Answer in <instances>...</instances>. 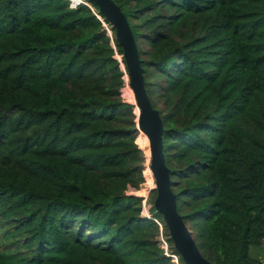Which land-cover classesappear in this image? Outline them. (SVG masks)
Returning a JSON list of instances; mask_svg holds the SVG:
<instances>
[{
	"label": "trees",
	"instance_id": "1",
	"mask_svg": "<svg viewBox=\"0 0 264 264\" xmlns=\"http://www.w3.org/2000/svg\"><path fill=\"white\" fill-rule=\"evenodd\" d=\"M114 1L164 123L179 213L215 264H261L264 0ZM87 2L0 0V264H186L156 189L160 223L133 193L149 142L123 97L116 29Z\"/></svg>",
	"mask_w": 264,
	"mask_h": 264
},
{
	"label": "water",
	"instance_id": "2",
	"mask_svg": "<svg viewBox=\"0 0 264 264\" xmlns=\"http://www.w3.org/2000/svg\"><path fill=\"white\" fill-rule=\"evenodd\" d=\"M95 3L116 29V37L124 50L130 76L129 86L134 92L138 128L149 140L150 168L156 181L157 196L154 207L168 226L174 246L186 264H215L203 255L191 229L178 211L177 194L172 189L171 169L164 152V123L160 111L153 107L148 95L139 47L129 20L114 0H87Z\"/></svg>",
	"mask_w": 264,
	"mask_h": 264
},
{
	"label": "built area",
	"instance_id": "3",
	"mask_svg": "<svg viewBox=\"0 0 264 264\" xmlns=\"http://www.w3.org/2000/svg\"><path fill=\"white\" fill-rule=\"evenodd\" d=\"M81 4H87V5H89V3L87 2V0H69V5H70L71 8H76V7H78ZM107 29H108V31L110 33L111 32L110 29L108 27H107ZM120 56L121 55H119L117 53L116 57L121 61V57ZM122 66L124 68L123 63H122ZM126 79H127V81L129 79L127 74H126ZM127 86H129V85L127 84ZM155 187H156L155 184L154 185H150L149 180H147V181H145L142 184V186H141V189L142 190L141 191H137V190H134L133 191V193H135L136 195H139V196L143 197L142 214L144 216L149 217V218H153L152 215H151V213H150V208H151L152 204L149 203V197H150L151 191L153 189H155ZM153 219L156 220L158 223H160L158 219H156V218H153ZM160 246L165 250L166 254L173 256L174 259L177 260V256L175 254H170L169 253V243L167 241V238L163 234H161V236H160ZM261 264H264V261Z\"/></svg>",
	"mask_w": 264,
	"mask_h": 264
},
{
	"label": "rangeland",
	"instance_id": "4",
	"mask_svg": "<svg viewBox=\"0 0 264 264\" xmlns=\"http://www.w3.org/2000/svg\"><path fill=\"white\" fill-rule=\"evenodd\" d=\"M121 57V56H120ZM121 59H122V57H121ZM131 89V87L130 86H127V87H125L124 88V98L127 100V101H129V102H132V103H135L136 104V99H135V96H134V94L132 95V92H130V89ZM134 93V92H133ZM137 109V108H136ZM147 156L149 157V160H148V162H147V167H146V172H147V175H148V177H147V180H149V183H150V185H156V181H155V178H154V176H153V173H152V171H151V168H150V166L148 165L149 164V161L151 160V155H150V151L148 150V154H147ZM146 180V181H147ZM142 189L140 188L139 190H137V191H141ZM189 226V225H188ZM189 228H190V226H189ZM264 247V246H263Z\"/></svg>",
	"mask_w": 264,
	"mask_h": 264
},
{
	"label": "bare ground",
	"instance_id": "5",
	"mask_svg": "<svg viewBox=\"0 0 264 264\" xmlns=\"http://www.w3.org/2000/svg\"><path fill=\"white\" fill-rule=\"evenodd\" d=\"M130 89V88H129ZM132 90V89H131ZM132 92H133V90H132ZM134 94V93H133ZM139 109V108H138ZM142 134L147 138V140H148V137L142 132ZM148 142H149V140H148ZM149 151H150V144H149ZM150 155H151V151H150Z\"/></svg>",
	"mask_w": 264,
	"mask_h": 264
}]
</instances>
